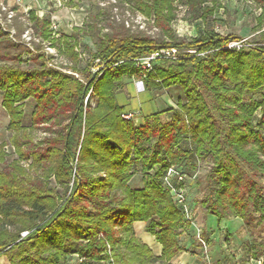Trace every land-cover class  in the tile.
<instances>
[{
	"label": "trees",
	"instance_id": "16d2710c",
	"mask_svg": "<svg viewBox=\"0 0 264 264\" xmlns=\"http://www.w3.org/2000/svg\"><path fill=\"white\" fill-rule=\"evenodd\" d=\"M138 1L168 39L107 34L94 42L84 70L79 29L54 33L50 17L29 12L42 43L62 42L74 73L53 64L41 42L32 50L0 23V92L10 131L0 159L8 143L17 154L0 169V257L11 264H173L192 224L163 178L171 165L187 172L193 156L212 163L205 211L220 220L240 217L252 234L264 229V0H255L260 37L239 48L225 47L239 35L206 30L186 40L171 28L180 4L207 20L221 0ZM161 48H176L177 57L155 59L142 76L138 62ZM82 72L86 79L75 74ZM124 76L141 78L148 90L180 86L185 101L168 120L155 112L135 123L123 117L128 111L116 96ZM139 173L141 186L133 187ZM136 221L148 222L161 255L136 235ZM246 253L245 263L264 264V239L252 240Z\"/></svg>",
	"mask_w": 264,
	"mask_h": 264
},
{
	"label": "rangeland",
	"instance_id": "374dc122",
	"mask_svg": "<svg viewBox=\"0 0 264 264\" xmlns=\"http://www.w3.org/2000/svg\"><path fill=\"white\" fill-rule=\"evenodd\" d=\"M46 1L47 6L40 7L36 0H14L13 2L0 0V22L11 32L14 40H20L32 50L35 49L36 44L41 42V38L36 35L29 19L30 10H37L39 14L43 12V15L50 17L51 21L56 19L59 24V33H72L73 29H79V31L75 30L82 38L77 48L81 54L78 63L81 70H84L87 61L91 58V51L96 50L94 42L107 34L115 36H149L160 40L168 39L165 29L156 23L154 14L147 15L138 0ZM3 5L13 11L12 17H9L8 12L3 10ZM257 13L258 7L253 0H224L223 8L207 20H203L200 17H195L196 14L192 6L181 4L176 17L171 23V28L177 36L186 40H190L206 30H213L223 35H239L246 41L252 42L260 37L262 31L256 27ZM92 33L94 34L93 39L90 37ZM42 46L47 54L54 56L53 64L60 69L74 73L67 67L73 62L68 54L63 52L61 41H58L54 46L49 40H45ZM96 62H100L99 59ZM94 69H98V66ZM75 74L82 79H86L87 76L86 72ZM116 96L118 102L124 105L125 109L127 107L138 111L139 122L145 121L149 114L155 112H162V118L168 120L172 114L170 111L177 108L178 102L185 101V95L180 86L148 90L145 89L141 78L128 76H124L117 83ZM1 101L2 93L0 92V143L8 142L10 138V131L7 129L8 115L2 108ZM90 101L94 105L96 97L92 96ZM33 104V100H30L23 107L26 113V124H30ZM39 135L40 132L36 134V136ZM182 146L185 148L190 147V142L185 140ZM4 149L6 156L3 160L0 159V169L8 168L13 159L17 157L15 149L10 143ZM192 164V166H187L190 177L188 186H186L188 196L192 202L197 203L198 207L203 208L202 200L207 193L206 175L212 163L207 159L193 156ZM50 184L56 187L55 180L52 179ZM131 185L133 187L141 186L140 173L134 176ZM56 190L60 191L61 189L56 187ZM236 236L242 241L239 243L235 238L229 239L231 242L228 244V249L234 248L237 252V256L234 255L231 259L243 263L242 261L247 257L248 244L254 239H264V229L257 228L252 234L245 227H242L236 231ZM0 258L1 260L8 259L7 256ZM246 264L260 263L250 260Z\"/></svg>",
	"mask_w": 264,
	"mask_h": 264
},
{
	"label": "crops",
	"instance_id": "0c3cea01",
	"mask_svg": "<svg viewBox=\"0 0 264 264\" xmlns=\"http://www.w3.org/2000/svg\"><path fill=\"white\" fill-rule=\"evenodd\" d=\"M7 1L13 2L14 0H7ZM36 1L40 7L47 6L46 0H36ZM253 1L255 2V0ZM223 6H224V0H221V7L219 8V10L223 8ZM35 11L38 13L37 10ZM218 11H216L215 13H217ZM261 11L262 8L258 7L257 16L261 13ZM39 15L44 16L43 12H41V14ZM2 108L4 109V111H6V109L3 106ZM125 110L128 112L136 111V110L128 109L127 107ZM8 123H9V115H8ZM192 207H193V212L195 216V221L197 223V227L201 229L202 236L207 242V247L205 248L200 242V240L197 238V227L192 225L181 235L180 244L182 246V249L171 259V262L173 264H246L248 263V262L245 263L244 260L242 261L243 263H241V261L235 262V260L231 258H233L234 255L237 256V252L235 251L234 248L230 250L228 249L229 248L228 244L231 242L229 241V239L235 238L237 239V241H239V243L242 241L238 236H236V231L244 227V221L240 217H230L220 220L216 215L207 213L204 208L198 207L197 203L192 204ZM147 225L148 222L136 221L134 223V229L136 235L152 248L155 255L159 256L162 253V245L156 240L154 235H152L147 231ZM73 261H76V258ZM256 262L260 263L258 261ZM7 263L11 264L8 259L1 260L0 258V264H7Z\"/></svg>",
	"mask_w": 264,
	"mask_h": 264
},
{
	"label": "built area",
	"instance_id": "2783aa9c",
	"mask_svg": "<svg viewBox=\"0 0 264 264\" xmlns=\"http://www.w3.org/2000/svg\"><path fill=\"white\" fill-rule=\"evenodd\" d=\"M3 10L8 12V16H13V11L9 10L5 5L2 6ZM1 23V22H0ZM2 24V23H1ZM3 25V24H2ZM4 27V26H3ZM59 24L56 19H52L51 28L53 29L54 33H59ZM6 29V27H4ZM8 30V29H6ZM9 31V30H8ZM246 40L241 39L239 41H231L226 48H235L241 47L245 44ZM194 52L195 50H190ZM170 58L175 59L177 57V49L176 48H161L160 50L152 52L149 56L142 58L138 64H141L143 73L142 76H145V72L152 69L153 61L157 58ZM136 112H127L123 114V117L126 119L134 120L135 123L139 122V118L137 117ZM190 177L188 172L182 170L178 166L171 165L163 178L164 185L170 190L174 199L178 205V207L183 211L186 218L191 222L193 226L197 227V223L195 221V216L193 212L192 203L189 200L187 187L188 181ZM28 232H23V235H26ZM197 238L200 240L202 245L206 248L207 242L202 236V231L200 228L197 227ZM260 262V260L258 261Z\"/></svg>",
	"mask_w": 264,
	"mask_h": 264
},
{
	"label": "water",
	"instance_id": "95a60500",
	"mask_svg": "<svg viewBox=\"0 0 264 264\" xmlns=\"http://www.w3.org/2000/svg\"><path fill=\"white\" fill-rule=\"evenodd\" d=\"M98 69H99V68H98ZM98 69H94V70H93V75H92L91 79L94 78V76H95V74H96V72H97Z\"/></svg>",
	"mask_w": 264,
	"mask_h": 264
}]
</instances>
